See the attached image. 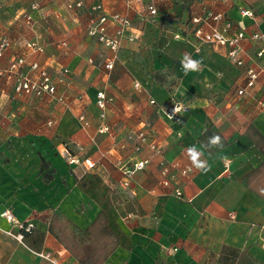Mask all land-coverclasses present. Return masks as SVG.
<instances>
[{
	"label": "crops",
	"instance_id": "1",
	"mask_svg": "<svg viewBox=\"0 0 264 264\" xmlns=\"http://www.w3.org/2000/svg\"><path fill=\"white\" fill-rule=\"evenodd\" d=\"M78 1L82 8L67 9ZM99 1L108 13L128 15L132 28L127 34L135 37L122 41L111 70L104 68L110 52L86 34L97 15L88 9ZM33 4L37 11L30 10ZM154 8L156 16L150 17L146 5L136 0L128 7L121 0H0V38L12 42L0 59V73L14 58L25 60L18 73L0 75V213L8 209L16 220L35 224L34 232L19 242L18 230L0 217V264H49L32 251L56 253L63 262L77 264L48 231L49 220L58 214L83 231L100 211L119 238L105 264H154L158 258L163 264H219L223 246L264 264V197L243 185L244 177L264 161L245 133L252 125L264 137V73L246 88V71L264 67V56L256 57L264 44L245 40L244 67H235L225 47L201 45L197 50L195 31L206 27L192 23L212 12L236 25L239 10L249 9L255 16L243 19L249 38L264 31V0H155ZM28 12L32 27L22 17ZM31 42L42 52L27 47ZM185 54L200 62L198 70L185 72ZM33 62L53 80L62 69L70 71L64 83H57L64 103L15 93L19 75L34 76L28 67ZM155 73L164 82L176 79L171 92ZM135 81L148 94L134 89ZM239 89H245L243 96L237 95ZM99 90L112 98L106 134L97 132L94 100ZM175 104L183 109L179 121L158 111ZM80 112L90 122L86 129L77 119ZM209 127L228 143L213 154L199 140ZM142 130L158 143L162 156H152L144 170L127 176L144 156L133 150L128 137ZM192 147L209 170L192 164L187 154ZM65 150L80 162L69 163ZM42 160L46 168L41 172ZM164 161L192 168L177 178L182 198L174 194L176 184H160ZM45 172L51 180L45 181Z\"/></svg>",
	"mask_w": 264,
	"mask_h": 264
},
{
	"label": "built area",
	"instance_id": "2",
	"mask_svg": "<svg viewBox=\"0 0 264 264\" xmlns=\"http://www.w3.org/2000/svg\"><path fill=\"white\" fill-rule=\"evenodd\" d=\"M126 7L130 6L132 0H121ZM139 3L146 5V11L150 17L156 16V9L154 8L155 0H136ZM218 2H231L233 0H216ZM68 10L80 9L83 7V2L78 1L74 4L68 3L66 5ZM31 11H37V4H33L30 7ZM88 12L90 15L97 13L96 17L91 18L86 26V34L88 37L94 39L97 43L102 45L105 49L110 52V56L105 60L104 68L106 70H111L113 68L115 59L117 58L118 52L121 48L122 41L127 39L130 42L135 41V37L128 35L127 32L132 28L131 21L126 14L119 13H108L102 3L99 1L95 5H92ZM241 20L233 25L231 22L226 21L222 13H212L207 12L202 18H193L192 23H201L206 30L198 28L195 31V37L198 41L199 46H220L227 49L226 58L227 61L235 67H244L245 60L243 57V42L250 39L256 43L264 44V31L253 33L249 38L245 34V24L243 22L244 18L254 19V13L249 9L239 10ZM24 22L32 27L34 24L33 15L31 12L22 14ZM178 38V36H176ZM12 45L11 40L8 37L0 38V59L2 58L4 52L9 49ZM62 48L67 47L66 42L60 44ZM27 47L33 49L36 52L41 53L42 48L35 42L27 44ZM264 56V48H260L256 54L257 58H262ZM25 65V60L23 57L14 58L10 61L8 68L1 72L0 75H9L11 73H18L19 69ZM29 71L35 73L33 77H27L25 75H19L15 82L14 91L17 95H24L26 97H33L37 99L52 98L59 103L65 102V96L63 94H57V83H64L65 77L69 74L68 69H62L57 80H53L48 73L47 69L39 66L38 63L33 62L28 65ZM261 73H264V67L257 70L248 69L246 71V88L251 89L255 86ZM134 89L142 91L148 94V91L139 82L133 83ZM245 94V89H239L237 91L238 96H243ZM151 105H156V101L150 99ZM112 103V98L108 97L107 94L99 90L95 94L94 104L97 109V119L99 121V127L97 132L99 134L108 133V126L104 123L106 119V112L108 106ZM179 107L180 111L177 112L175 109ZM180 105L175 104L173 107L164 109L160 107L158 109L159 113L163 115L168 120L179 121V113L182 111ZM79 123L83 128H88L90 122L83 112H80L77 117ZM53 121H49L48 125H53ZM128 139L133 142V150L141 155H144L138 162L134 163L132 168L125 172L127 176H131L135 172L142 171L149 164L152 156H162V149L158 143L151 139L145 131H138L134 134L129 135ZM65 155L67 156L69 163H79L80 160L72 156L68 150H65ZM89 168H92L94 164L88 159L83 161ZM160 184L165 187H171L172 183L176 184L174 187V194L177 198H182V191L179 187V182L177 180L178 176H186L191 171L192 168L188 166H183L179 162H161L160 163ZM0 217L5 219L9 224L13 225L18 230V235L16 239L19 242H24V236L20 232H31L34 229V223L32 221L20 222L15 219L12 212L8 209L3 210L0 213ZM230 219L233 220L234 216L229 215ZM264 245V244H263ZM32 251V250H31ZM40 259L46 261L49 264H67L63 262L59 255L51 252H35L32 251Z\"/></svg>",
	"mask_w": 264,
	"mask_h": 264
},
{
	"label": "trees",
	"instance_id": "3",
	"mask_svg": "<svg viewBox=\"0 0 264 264\" xmlns=\"http://www.w3.org/2000/svg\"><path fill=\"white\" fill-rule=\"evenodd\" d=\"M158 79L168 92L173 90L176 85V79L162 81L157 74L153 75ZM246 136L253 142L264 156V137L257 131V129L249 125L246 128ZM214 135L221 138L222 147L209 146V140ZM202 146L209 154L224 148L228 143L221 134L214 131L212 127L207 128L199 138ZM41 172L46 168L44 161H41ZM45 181L51 180V175L46 172L43 174ZM243 185L250 188L264 197V161L254 170H252L243 179ZM35 230L31 232H20L26 237L30 236ZM48 231L57 239L68 253L74 258L77 264H105L109 257L115 252L119 246L118 236L110 229L107 215L100 211L92 223L83 231L75 230L73 224L66 218L58 214H53L49 220ZM219 264H258L245 251H241L228 246H223L218 258ZM154 264H163L158 258Z\"/></svg>",
	"mask_w": 264,
	"mask_h": 264
},
{
	"label": "clouds",
	"instance_id": "4",
	"mask_svg": "<svg viewBox=\"0 0 264 264\" xmlns=\"http://www.w3.org/2000/svg\"><path fill=\"white\" fill-rule=\"evenodd\" d=\"M182 66L185 70V72H187L188 70H198L199 68V61H194L192 59H190L189 55L185 54L184 59L181 61ZM175 111L179 112L180 108L177 107L175 109ZM209 146H213V147H222V142H221V138L218 135H214L213 137L210 138L209 140ZM187 154L192 162V164L200 170H204L207 171L208 169V165L207 162L204 160H201V153L198 152L195 147L189 148L187 151ZM264 191V190H262Z\"/></svg>",
	"mask_w": 264,
	"mask_h": 264
}]
</instances>
